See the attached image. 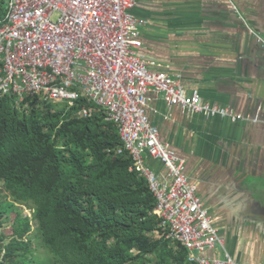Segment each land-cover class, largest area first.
I'll list each match as a JSON object with an SVG mask.
<instances>
[{
  "label": "built area",
  "instance_id": "obj_1",
  "mask_svg": "<svg viewBox=\"0 0 264 264\" xmlns=\"http://www.w3.org/2000/svg\"><path fill=\"white\" fill-rule=\"evenodd\" d=\"M135 6L136 0H9L0 20V97L20 103L38 96L68 107L85 97L116 127L122 144L117 153L126 152L132 170L146 179L165 238L185 247L191 264H238L228 253L222 258L200 254L224 248V242L197 186L184 173L185 160L160 140L145 110L154 94L170 107L208 118L233 124L262 120L204 102L198 90L185 92L179 75L148 69L139 52L147 22L133 13ZM227 6L242 18L233 0ZM246 26L264 46V39ZM77 114L86 118L90 109L83 106ZM146 157L161 162L165 179L145 164Z\"/></svg>",
  "mask_w": 264,
  "mask_h": 264
},
{
  "label": "trees",
  "instance_id": "obj_2",
  "mask_svg": "<svg viewBox=\"0 0 264 264\" xmlns=\"http://www.w3.org/2000/svg\"><path fill=\"white\" fill-rule=\"evenodd\" d=\"M8 8L0 0V20ZM83 106L86 118L77 114ZM121 145L83 96L70 107L0 97V264H45L36 247L48 264H191L186 248L165 238L148 183L117 153Z\"/></svg>",
  "mask_w": 264,
  "mask_h": 264
},
{
  "label": "crops",
  "instance_id": "obj_3",
  "mask_svg": "<svg viewBox=\"0 0 264 264\" xmlns=\"http://www.w3.org/2000/svg\"><path fill=\"white\" fill-rule=\"evenodd\" d=\"M136 0L141 28L140 54L148 69L180 76L186 93L199 91L204 102L227 106L261 122L231 123L168 106L162 95L148 96L146 114L160 140L185 160L184 173L197 186L226 253L238 264H264V0ZM245 22H243V20ZM161 179L160 161L145 158Z\"/></svg>",
  "mask_w": 264,
  "mask_h": 264
},
{
  "label": "rangeland",
  "instance_id": "obj_4",
  "mask_svg": "<svg viewBox=\"0 0 264 264\" xmlns=\"http://www.w3.org/2000/svg\"><path fill=\"white\" fill-rule=\"evenodd\" d=\"M3 199V198H2ZM5 203H3V207L7 208L6 205H4ZM6 204H9L8 202H6ZM10 209L12 210V212L10 213V215L8 216V219L11 220L14 218V216L16 215V212L18 211V207L16 205H11ZM22 215H26L27 217L31 216V212L26 209V207H22ZM6 228H8V225L5 226ZM34 228V225L32 224V229ZM3 234L5 235V237H8L9 235V230L4 229L3 230ZM30 238H31V243L34 244L35 240H34V231H32L31 234H29ZM156 236H158V234L156 233ZM44 249L42 247H36L33 251V256H36L37 259H39L40 261L44 262L45 264H48L49 259L44 256L43 253Z\"/></svg>",
  "mask_w": 264,
  "mask_h": 264
},
{
  "label": "bare ground",
  "instance_id": "obj_5",
  "mask_svg": "<svg viewBox=\"0 0 264 264\" xmlns=\"http://www.w3.org/2000/svg\"><path fill=\"white\" fill-rule=\"evenodd\" d=\"M32 99V98H31Z\"/></svg>",
  "mask_w": 264,
  "mask_h": 264
},
{
  "label": "water",
  "instance_id": "obj_6",
  "mask_svg": "<svg viewBox=\"0 0 264 264\" xmlns=\"http://www.w3.org/2000/svg\"><path fill=\"white\" fill-rule=\"evenodd\" d=\"M264 48V47H263Z\"/></svg>",
  "mask_w": 264,
  "mask_h": 264
}]
</instances>
